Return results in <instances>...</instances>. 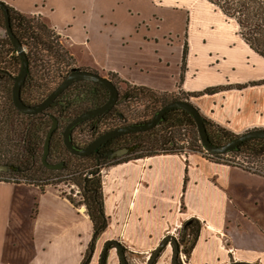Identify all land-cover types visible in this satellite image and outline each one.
<instances>
[{
	"label": "crops",
	"instance_id": "0c3cea01",
	"mask_svg": "<svg viewBox=\"0 0 264 264\" xmlns=\"http://www.w3.org/2000/svg\"><path fill=\"white\" fill-rule=\"evenodd\" d=\"M0 1L40 18L77 69L188 101L237 136L264 129V58L208 0ZM101 179L107 227L90 264H100L112 240L125 252L151 255L194 220L200 233L189 264L209 263L213 238L221 236L244 258L239 262L263 264L264 172L189 152L118 164ZM75 235H86L87 251L93 225L60 190L0 181V264H50L45 258L74 245ZM173 256L169 244L155 264H173ZM106 264H120L115 246Z\"/></svg>",
	"mask_w": 264,
	"mask_h": 264
},
{
	"label": "trees",
	"instance_id": "16d2710c",
	"mask_svg": "<svg viewBox=\"0 0 264 264\" xmlns=\"http://www.w3.org/2000/svg\"><path fill=\"white\" fill-rule=\"evenodd\" d=\"M208 1L213 3L228 18L236 21L239 26V33L245 42L264 58V0ZM9 11L13 33L26 49L29 60V74L21 88V99L25 104L35 106L43 102L69 74L77 70L76 63L67 49L60 43V37L42 23L39 18L16 13L10 7ZM0 28L5 30V17L1 9ZM0 45L3 48V50L0 49V55L6 54V56H9L8 62H0V104H2V117L6 115L4 120L1 118L0 125L7 123L12 127L19 128V132L24 139V159L18 164L0 161V164L7 166L9 169L6 172H0V181L32 185L39 187L41 192H44L47 187L55 188L59 184H73L81 189L83 203L76 204L71 197L67 196L76 208L85 206L87 215L93 225V238L80 264L91 263L96 240L107 227L101 179L103 169L157 155L187 154L189 152L204 153L209 160L214 162L223 160L220 155H209L204 152L193 117L182 109L170 111L165 115L164 120L150 131L129 133L116 137L103 145L97 152L85 157L70 155L63 142V132L66 126L80 114L105 104L110 96L109 89L97 83L78 82L70 86L56 100V103L44 113L37 115L22 114L16 109L12 100L13 77L18 76L21 72L22 58L17 54L8 36L5 40H0ZM184 56L186 58V53ZM109 79L119 88V82L114 77ZM124 85L126 89L121 92L118 104L143 100L148 102V106L145 107L146 114L133 124L147 123L169 103L184 101L178 97L162 94L146 87L132 86L127 83H124ZM77 87L83 90L81 96L85 98L88 105L83 111H79L78 106H75L74 102L66 98L68 93ZM210 92H213V89H209L205 93ZM116 106L106 115L89 119L77 126L73 131L74 144L81 147L74 138L76 131L88 127L94 134L100 125L111 121L113 116L123 121L114 129L126 126L128 124L126 118L122 113L117 115ZM148 108H150V112H148ZM51 116L59 120V127L53 133L48 161L52 163L63 154L70 155L74 159L71 166H69L67 160L61 159V162L65 163L61 170H50L42 163L44 144H42L39 134L47 137L53 123ZM206 127L210 140L214 145L226 144L237 137V135L208 120H206ZM187 129H190L191 132H188ZM189 133L191 137L187 139ZM41 145L43 147L42 151ZM88 145H83L81 148ZM121 151H125V153L121 156L112 157V154ZM232 154L236 156L243 155L246 158L264 163V139L249 140L241 145L238 152ZM84 161H90V166L81 167V163ZM234 166L240 167L239 165ZM260 170L264 172V168ZM57 178L61 179L56 180ZM184 228L185 235L179 239V244L183 248L185 246V253L190 255L197 243L200 226L194 220L189 221Z\"/></svg>",
	"mask_w": 264,
	"mask_h": 264
},
{
	"label": "water",
	"instance_id": "95a60500",
	"mask_svg": "<svg viewBox=\"0 0 264 264\" xmlns=\"http://www.w3.org/2000/svg\"><path fill=\"white\" fill-rule=\"evenodd\" d=\"M0 9L2 10L5 17V30L8 38L10 39L12 45L17 51V54L22 58V69L18 76L13 77L14 86L12 90V100L16 109L25 115H37L40 113H44L50 106L56 103V100L72 85L86 81L97 83L103 85L109 89L110 96L108 101L102 106L88 110L79 116L75 117L65 128L63 132V142L66 146L67 150L71 155L78 157H85L97 152L103 145L108 143L110 140L120 137L129 133H140L147 132L155 127H157L163 120L166 114L175 109H182L188 112L194 119L198 134L200 137L201 145L204 150L213 155H226L230 153L238 152L241 145L249 140L253 139H264V129H256L248 131L242 135H238L233 140L229 141L223 145H214L210 137L208 135L207 127H206V119L200 113V111L188 101H173L163 107L159 112H157L151 121L142 124H131L124 127H120L109 132H106L99 137H97L94 141H92L88 146L81 148L74 144L73 142V131L74 129L84 123L85 121L103 116L109 113L119 102L120 91L119 88L113 83L109 78H105L95 72L87 71V70H76L69 74L64 81L40 104L35 106L27 105L21 99V88L24 85L26 78L29 74V60L27 57L26 49L22 46L20 41L15 37L12 27H11V17L9 7L2 1H0ZM52 125L48 131L47 137L44 143V150L42 156L43 165L50 170H61L65 163H50L48 161V157L50 154L51 148V140L53 137V133L59 127V120L51 116ZM125 153V151L117 152L112 154V157L118 155L121 156ZM8 167L0 164V172L8 171ZM170 243L173 245L174 256H173V264H181L180 257V249L178 241L172 237H166L161 245L154 251L149 262L147 264H155L156 260L160 257L163 250ZM111 246H115L118 252L120 264H129L128 259L126 257V252L124 246L117 240L108 241L104 247V250L100 257V264H106V257L108 253V249ZM233 264H252V263H233Z\"/></svg>",
	"mask_w": 264,
	"mask_h": 264
},
{
	"label": "rangeland",
	"instance_id": "374dc122",
	"mask_svg": "<svg viewBox=\"0 0 264 264\" xmlns=\"http://www.w3.org/2000/svg\"><path fill=\"white\" fill-rule=\"evenodd\" d=\"M39 20L42 23H44L40 18ZM6 36L7 34L5 30L0 28V40H5ZM0 49L3 50V48H1V45H0ZM1 61H4L5 63L8 62L9 56H6V54L0 55V62ZM125 89H126V86L124 84L119 83L120 94ZM82 92L83 90L77 87L73 89L72 91H70L68 95L66 96L67 99L74 102L75 106L76 105L78 106L79 111L80 110L83 111L84 109L88 107V105L85 102V98L84 97L82 98L81 96ZM146 106H148V102H146V100L131 101L128 103L121 102L120 104L116 106V111H117V115H119V113L123 114L128 124H133L135 121H138L141 118H143L142 116L146 114V111H145ZM148 112H150V108H148ZM2 116H3L2 104H0V120L1 118H3V120L6 118V115H4V117ZM122 122L123 121H120L118 117L116 118V116H113L111 121H107L103 125H100L95 130L94 134L92 133L91 130L88 129V127H84L83 129H81V131H76V133L74 134V138L76 142H78L82 147L83 145L90 144L100 134H103L104 132L114 129L115 126L120 125ZM19 131H20L19 128L12 127L11 125L7 123L0 125V161L1 162H8L10 164H18V162L24 159L23 157L24 155L23 140L24 139ZM187 131L191 132L190 129H187ZM39 135L42 140V144H44L46 137H44L43 134H39ZM189 137H191L190 133L187 135V139H190ZM40 148L42 151V148H43L42 145ZM41 151L40 153L42 156ZM70 155L63 154L59 156V159H57L56 161H53L52 163H60L61 159H63V160H67L69 162V166H71L74 159ZM225 160H228V158H225ZM225 160H221V162L225 163L226 162ZM237 162L243 165V169L251 173H255V174H260V172L262 171L260 169L264 168L263 162L250 159V158H246L243 155L240 156L239 161ZM81 165H82L81 167H86V166L89 167L90 161H84L81 163ZM251 168H256V171L255 170L253 171ZM70 169L72 170L73 168H70ZM60 179L61 178H57L56 180H60ZM49 188H54V187H49ZM54 189L60 190L64 195L71 197L75 201L76 204L83 203L81 193H80L81 189L79 187H76L73 184H59ZM83 207L84 206L78 207V209L82 210L81 213L87 214V212L83 211ZM174 234H175V237H174L175 239H181V237H184L185 235L183 232V228L177 229ZM77 236L75 235L74 245H70L66 251H64L63 253H59L55 251L52 254V260H50L49 257L45 258V260L49 261L50 264H71V263L75 264V262L79 259L81 254L87 253L86 251L87 247L85 244L86 235L82 237H77ZM172 246H173L172 243H170L171 248ZM213 248H214L213 258L210 259V262L207 264H223V263L226 264V263H233L236 261H240V259H244L242 258L240 253L237 250H235L230 245V243H228V240L226 237L221 236L220 239H217L214 237L213 238ZM184 249H185V246H184ZM184 249H183L184 261L187 264H189L191 263L192 253L190 255H187ZM45 255L46 254L43 253L42 255L43 258L45 257ZM151 256L152 254L149 255L147 253L126 252V257L128 259L129 264H147ZM217 257L219 258L218 260L219 262H217L216 260ZM261 258H264V257H261ZM207 259L209 260V258ZM180 262L182 263L181 259H180ZM255 263H259V262H255Z\"/></svg>",
	"mask_w": 264,
	"mask_h": 264
},
{
	"label": "built area",
	"instance_id": "2783aa9c",
	"mask_svg": "<svg viewBox=\"0 0 264 264\" xmlns=\"http://www.w3.org/2000/svg\"><path fill=\"white\" fill-rule=\"evenodd\" d=\"M204 149V148H203ZM205 153L209 154V155H213V154H210L209 152H207L206 150H204ZM223 157V160H225V158H228V160H225L226 162H228L229 165H239L241 168H243V165H241L240 163H238L237 161H239V158L240 156H236L232 153L230 154H226V155H220ZM253 171L255 170L256 171V168H251ZM258 171V169H257ZM82 211V210H81ZM83 211L86 212V208L85 206L83 207ZM181 260L184 262V257L182 256Z\"/></svg>",
	"mask_w": 264,
	"mask_h": 264
},
{
	"label": "flooded vegetation",
	"instance_id": "af4514ba",
	"mask_svg": "<svg viewBox=\"0 0 264 264\" xmlns=\"http://www.w3.org/2000/svg\"><path fill=\"white\" fill-rule=\"evenodd\" d=\"M3 79V76L1 77ZM180 258V257H179ZM233 263H239V261L233 262ZM233 263H227V264H233ZM182 264V263H181ZM252 264H259V263H252Z\"/></svg>",
	"mask_w": 264,
	"mask_h": 264
}]
</instances>
